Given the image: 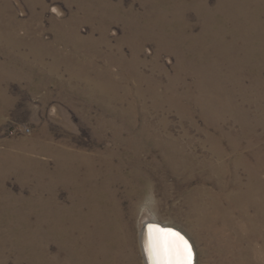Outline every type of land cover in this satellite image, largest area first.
Instances as JSON below:
<instances>
[{
    "label": "rangeland",
    "instance_id": "rangeland-1",
    "mask_svg": "<svg viewBox=\"0 0 264 264\" xmlns=\"http://www.w3.org/2000/svg\"><path fill=\"white\" fill-rule=\"evenodd\" d=\"M263 97L264 0H0V264H51L54 251L57 264H77L68 238L75 220L60 212L52 245L49 209L51 169L76 154L80 176L58 178L59 205H71L70 185L90 165L110 161L112 174L137 176L143 190L131 215L125 185L100 179L136 240L146 204L152 220L189 235L197 264H240L241 251L264 264L263 239L247 231L197 238L186 203L217 198L241 220L230 197L246 189L249 167L258 164L264 182Z\"/></svg>",
    "mask_w": 264,
    "mask_h": 264
},
{
    "label": "bare ground",
    "instance_id": "bare-ground-1",
    "mask_svg": "<svg viewBox=\"0 0 264 264\" xmlns=\"http://www.w3.org/2000/svg\"><path fill=\"white\" fill-rule=\"evenodd\" d=\"M54 11L61 13L60 10L57 7H54ZM58 14V15H59ZM132 26V25H131ZM61 27V26H60ZM133 28V27H132ZM73 29V27H72ZM107 29V27H106ZM64 30V29H63ZM77 32V31H76ZM106 32V31H105ZM58 33V32H57ZM67 33V32H66ZM104 33V32H103ZM72 34V33H71ZM78 34V33H77ZM70 35V34H69ZM75 35V34H74ZM105 35V34H104ZM65 36V35H64ZM68 36V35H67ZM72 37V36H71ZM94 37V36H93ZM107 37V36H104ZM102 38V37H101ZM71 39V38H70ZM89 39V38H88ZM93 40V39H92ZM86 41V40H85ZM97 41V40H96ZM105 41V40H104ZM170 41V40H169ZM83 42V41H82ZM92 42V41H90ZM99 42V40H98ZM108 42V41H107ZM36 46L42 45L44 43L41 42V40L36 42ZM78 43V42H76ZM104 43V42H103ZM132 43V42H131ZM93 44V43H92ZM98 44V43H97ZM101 44V43H100ZM99 45V44H98ZM140 46V45H139ZM185 47V46H184ZM194 47V46H193ZM120 48V47H119ZM169 48V47H168ZM54 49V48H53ZM138 49V48H137ZM58 50V49H57ZM121 50V49H120ZM119 50V51H120ZM140 50V49H139ZM184 50V49H183ZM133 51V50H132ZM178 51V50H177ZM182 51V50H181ZM55 52V51H53ZM121 52V51H120ZM123 53V51H122ZM141 53V52H140ZM139 53V54H140ZM56 54V52H55ZM124 55V54H123ZM58 56V55H57ZM62 56V55H60ZM125 56V55H124ZM136 56V55H135ZM134 57V56H132ZM137 57V56H136ZM134 57V58H136ZM56 58V57H55ZM122 58V57H120ZM184 58V57H182ZM124 59V58H122ZM59 60V59H58ZM181 61V59H180ZM122 62V61H121ZM197 62V61H196ZM124 63V62H123ZM131 63V62H130ZM134 63V62H133ZM131 65V64H130ZM133 65V64H132ZM123 66V65H122ZM137 66V65H136ZM235 66V65H234ZM253 66V65H252ZM106 67V66H105ZM135 67V66H134ZM133 67V68H134ZM123 68V67H122ZM217 68V67H216ZM239 68V67H238ZM111 69V68H110ZM164 69V68H163ZM256 69V68H255ZM184 71V69H182ZM108 71V70H107ZM112 71V70H110ZM122 71V70H121ZM124 71V70H123ZM226 71V70H225ZM138 72V71H137ZM233 72V71H232ZM231 72V74H232ZM122 73V72H121ZM157 73V72H156ZM110 74V73H109ZM123 74V73H122ZM139 74V73H138ZM177 74V73H176ZM234 74V73H233ZM255 74V73H254ZM114 75V74H112ZM111 75V76H112ZM240 76V75H239ZM262 76V75H261ZM118 77V76H117ZM125 77V76H124ZM259 77V75L257 76ZM241 78V77H240ZM245 78V77H244ZM150 79V78H149ZM239 79V78H238ZM246 79V78H245ZM146 80V79H145ZM141 81V80H140ZM259 81V80H258ZM117 83V82H116ZM236 83V82H235ZM263 84V83H262ZM110 85V84H109ZM172 85V84H171ZM234 85V84H233ZM259 85V84H258ZM166 86V85H165ZM243 86V85H242ZM247 86V85H246ZM250 86V85H249ZM103 87V86H102ZM168 87V86H166ZM258 87V86H257ZM256 87V88H257ZM172 88V87H171ZM170 88V89H171ZM191 88V87H190ZM246 88V87H245ZM250 88V87H248ZM174 90V89H173ZM224 90V89H223ZM231 90V89H230ZM236 90V89H235ZM261 90V89H260ZM176 91V90H174ZM255 91V90H254ZM169 92V91H168ZM167 92V93H168ZM172 92V91H171ZM200 92V91H199ZM166 93V92H165ZM174 93V92H173ZM234 93V92H233ZM243 93V92H241ZM229 95V94H228ZM262 95V94H261ZM177 96V95H176ZM231 96V95H230ZM233 96V95H232ZM241 96V95H240ZM185 97V96H184ZM210 97V96H209ZM214 97V96H213ZM256 97V96H255ZM196 98V97H195ZM224 98V97H223ZM260 98V97H259ZM264 98V97H263ZM203 99V98H202ZM216 99V98H215ZM226 99V98H225ZM228 99V98H227ZM231 99V98H230ZM253 99V98H252ZM193 100V99H192ZM195 100V99H194ZM206 100V99H205ZM236 99H234L235 101ZM167 102V101H166ZM209 102V101H208ZM215 102V101H214ZM221 102V101H220ZM241 102V101H240ZM261 102V100H260ZM197 103V102H196ZM202 103V102H201ZM226 103V102H225ZM259 103V102H257ZM264 103V102H263ZM262 103V104H263ZM173 104V103H172ZM185 104V103H184ZM221 104V103H220ZM228 104V103H227ZM226 104V105H227ZM230 106V105H229ZM237 106V105H236ZM255 106V105H254ZM253 106V107H254ZM200 107V106H199ZM211 108V107H210ZM215 109V108H214ZM213 109V110H214ZM225 109V108H223ZM237 109V108H236ZM212 110V111H213ZM229 110V109H228ZM241 110V108H240ZM226 111V110H225ZM238 111V110H237ZM242 111V110H241ZM256 111V110H255ZM234 112V111H233ZM249 112V111H248ZM252 112V111H251ZM258 112V111H257ZM218 113V111H217ZM223 113V112H222ZM221 113V114H222ZM246 113V112H245ZM259 113V112H258ZM229 114V113H228ZM213 115V114H212ZM225 115V114H224ZM241 115V114H240ZM247 115V114H246ZM215 116V115H214ZM235 116V115H234ZM238 116V115H237ZM243 116V115H242ZM256 116V115H255ZM217 117V116H216ZM252 118V116H251ZM255 118V117H254ZM225 121V118H223ZM243 119V118H242ZM248 119V118H247ZM235 120V119H234ZM238 120V119H236ZM259 120V119H258ZM217 121V120H216ZM215 121V122H216ZM220 121V120H219ZM226 121H228L226 119ZM225 121V122H226ZM251 121V120H250ZM235 122V121H234ZM210 123V122H209ZM219 123V122H218ZM224 123V122H223ZM250 123V122H249ZM253 123V122H252ZM257 123V122H256ZM216 124V123H215ZM258 124V123H257ZM221 125V124H220ZM244 125V124H243ZM242 125V126H243ZM248 125V124H247ZM219 127V126H218ZM253 127V126H252ZM258 127V126H257ZM225 129V128H224ZM256 129H254L255 131ZM206 131V130H205ZM243 132V131H242ZM241 132V133H242ZM245 132V131H244ZM230 133V132H229ZM246 133V132H245ZM255 133V132H254ZM257 133V131H256ZM231 134V133H230ZM248 134V133H247ZM210 135V134H209ZM242 136V135H241ZM253 136V135H252ZM251 136V137H252ZM245 137V136H244ZM236 138V137H235ZM234 139V137H233ZM241 139V138H239ZM252 139V138H251ZM232 140V139H231ZM234 141V140H233ZM211 142V141H210ZM209 142V143H210ZM239 142V141H238ZM252 142V141H250ZM231 143V142H230ZM237 143V142H236ZM242 143V141L240 142ZM221 144V143H220ZM237 145V144H236ZM56 146V145H55ZM239 146V145H238ZM54 147V146H53ZM224 147V146H223ZM242 147V146H241ZM253 147V143L246 144L245 148H251ZM57 148V147H56ZM55 148V149H56ZM59 148V146H58ZM64 148V147H63ZM219 148V147H218ZM237 147H234V152L238 151L236 149ZM54 149V148H53ZM222 149V148H221ZM226 149V148H225ZM61 150V148H60ZM65 150V149H64ZM74 150V149H73ZM134 150V149H133ZM256 150V149H254ZM253 150V151H254ZM259 150V149H258ZM55 151V150H54ZM57 151V150H56ZM135 151V150H134ZM1 152V151H0ZM65 152V151H64ZM76 152V150H75ZM100 152V151H99ZM255 153L257 151H254ZM57 153V152H56ZM66 153V152H65ZM71 153V152H69ZM217 153V152H216ZM241 153V152H240ZM50 154V153H49ZM72 154V153H71ZM74 154V153H73ZM219 157L223 158L226 154L225 150H219L218 151ZM59 155V154H57ZM63 155V154H62ZM66 155V154H64ZM77 155V154H76ZM76 155H71L69 160V163L63 162H57V164L54 165V167L51 169V188L50 190L52 193V200H51V214H52V223H51V232L52 234V245H55L57 235L60 231L59 223L61 220L60 212H63V218L65 219H71L75 220L73 229H69V246L70 251L69 253L74 254V258L76 259L77 264H152L148 251H147V243H148V227L149 225H155L160 228H162V225L164 226H173L181 230L186 236L190 239L189 235L182 230L181 228L174 226L169 223L162 222L157 219L156 215L152 213V217H155L157 220H152L151 215H149L148 205H144L142 209L145 211L143 215L142 222L144 221V226L142 225L140 228L139 235L137 236V240L135 239V236L133 234L132 229L128 226V224L125 223V218L120 215L119 209H118V201L116 198V194H113L109 192L110 189L104 184V180L106 179V176L110 179L115 178V181L123 183L126 187L123 192L124 195L127 197V201L130 202L131 207V215L135 214L136 209L139 207V201L134 202V199L138 196H141L143 194L142 187L140 186V182L137 180L139 179L135 175H123V171L121 172V168L114 167L115 173L112 174L111 172V165L110 161H105L100 164L102 168H99V170L92 168V165H90L89 168L86 170L88 171L89 176L86 177V180L78 179L75 181V183L71 184L70 186L73 187V193L70 197L71 205H59L58 199H57V190L59 189V179L63 178L64 176L72 178H76L78 175V169L76 168V165H73L77 159ZM79 155V154H78ZM81 155V154H80ZM107 155V154H106ZM127 155V154H126ZM131 155V154H130ZM258 155V154H257ZM260 155V154H259ZM69 156V154H68ZM83 156V155H82ZM133 156V155H132ZM263 156V155H262ZM56 157V156H55ZM92 157H94L92 155ZM97 157V156H96ZM99 157V156H98ZM109 157V156H108ZM59 158V157H58ZM84 159L85 156L83 157ZM88 158V157H87ZM126 158V157H125ZM23 159V158H22ZM80 159V158H79ZM83 159V160H84ZM123 159V158H122ZM261 159V158H260ZM124 160V159H123ZM243 160V159H242ZM22 161V160H21ZM59 161V160H58ZM87 161V160H86ZM97 161V160H96ZM250 161V160H249ZM258 161V160H257ZM264 161V160H262ZM79 162V161H78ZM98 162V161H97ZM126 162V161H125ZM242 162V161H241ZM6 163V162H4ZM20 163V162H19ZM24 163V162H23ZM28 163V161H27ZM31 163V162H29ZM33 163V162H32ZM42 163V162H41ZM85 163V162H84ZM93 163V162H92ZM131 163V162H130ZM248 163V162H247ZM252 163V161H251ZM256 163V162H254ZM9 164V163H8ZM12 164V163H11ZM43 164V163H42ZM40 164V165H42ZM67 164V166H66ZM114 164V163H113ZM125 164V163H124ZM18 165V164H17ZM31 165V164H30ZM45 165V164H44ZM82 167V164H80ZM85 165V164H84ZM115 165V164H114ZM246 165V164H245ZM258 165V164H257ZM254 167H249V178L251 179L248 183L246 189L244 191H241L242 187L240 188V193L234 197L231 196L232 205L233 203H238L243 213L240 215V219L242 220H235L233 217V211L232 209L224 205L222 201L219 199H211L206 196H201L200 199L197 201L194 200H188L186 203L189 204L190 210L187 211V215L189 216L191 220L192 230L196 233V237L199 239H202L206 241L208 244L210 240H219L221 241L223 239V231L228 229V227H233L236 229V231H247L248 233H251L253 235L252 239L254 237H261L264 242V182L260 180V168L259 165ZM13 166V165H12ZM16 166V165H15ZM21 166V165H20ZM26 166V165H25ZM32 166V165H31ZM39 166V165H38ZM120 166V165H119ZM126 166V165H125ZM1 167V166H0ZM28 167V166H27ZM46 167V166H45ZM80 167V168H81ZM84 167V166H83ZM103 167L107 168L108 172H103ZM245 167V166H244ZM35 168V167H34ZM241 168V167H240ZM16 169V168H15ZM247 169V168H246ZM8 170V169H7ZM28 170V169H27ZM38 170V169H36ZM78 170V171H77ZM226 170V169H225ZM240 170V169H239ZM9 171V170H8ZM12 171V170H11ZM15 171V170H14ZM85 171V169H84ZM49 173V172H48ZM262 173V172H261ZM87 172L85 173V175ZM103 174L106 175L105 178L100 181V179L103 177ZM128 174H130L128 172ZM225 174V171H224ZM242 174V173H241ZM24 175V174H23ZM80 176V175H78ZM241 176V175H240ZM247 176V175H246ZM241 180V179H240ZM66 182V181H65ZM64 183V182H63ZM66 184V183H65ZM119 184V183H118ZM142 185V184H141ZM240 185V184H239ZM69 186V185H68ZM118 187V186H116ZM123 189V188H122ZM231 190V189H230ZM63 191V190H62ZM113 191V190H112ZM117 191V189H116ZM205 191V190H204ZM239 191V190H238ZM50 192V191H49ZM60 192V191H59ZM209 192V191H208ZM211 193V191L209 192ZM133 194H135L133 196ZM214 194V193H213ZM227 194V193H226ZM233 194V193H232ZM235 194V193H234ZM70 195V194H69ZM210 196V195H209ZM218 196V195H217ZM49 197V196H48ZM213 197V196H212ZM238 199V200H236ZM227 200V199H226ZM234 201V202H233ZM73 206V207H71ZM125 208V207H124ZM134 208H136L134 210ZM183 208V207H182ZM187 208V207H186ZM234 208V207H233ZM239 208V207H238ZM72 209V210H71ZM237 209V208H236ZM121 210V209H120ZM183 210V209H182ZM240 210V209H239ZM251 210L253 212L251 213ZM241 211V212H242ZM149 212V213H148ZM148 213V214H147ZM237 213V212H236ZM123 214V213H122ZM125 214V213H124ZM60 215V216H59ZM126 215V214H125ZM184 215V214H183ZM237 215V214H236ZM238 216V215H237ZM50 220V219H49ZM62 221V220H61ZM133 222V221H132ZM149 222H158L162 225L157 224H148ZM189 223V222H188ZM69 225V224H68ZM71 225V223H70ZM133 227V226H132ZM62 228V227H61ZM163 229V228H162ZM231 229V228H230ZM65 231V229L63 228ZM237 231V232H238ZM246 232V233H247ZM238 234V240L241 241V239L246 236L245 234ZM230 234V233H229ZM50 235L48 237H50ZM60 235V234H59ZM251 236V235H250ZM61 237V236H60ZM226 237V236H225ZM224 237V238H225ZM248 238V237H247ZM251 238V237H250ZM67 238H65L66 240ZM228 239V238H226ZM231 239V238H230ZM255 239V238H254ZM260 239V238H259ZM191 240V239H190ZM247 240V239H246ZM244 240V241H246ZM261 240V239H260ZM63 241V240H62ZM68 241V240H67ZM238 241V242H239ZM243 241V240H242ZM252 241V240H251ZM250 241V242H251ZM50 242V241H49ZM48 242V243H49ZM262 242L261 247L263 248L262 251L257 256H262L264 258V243ZM59 243V242H58ZM57 243V244H58ZM191 243L193 245L195 257L193 264H197V254H196V248L194 246V243L191 240ZM246 243V242H245ZM223 244V243H222ZM137 245V247H136ZM236 245V244H235ZM245 245V244H244ZM51 246V245H50ZM214 246V245H213ZM220 246V245H218ZM251 246V245H250ZM68 247V246H67ZM240 247V246H239ZM249 247V246H248ZM44 248V247H43ZM52 248V247H51ZM63 248V247H61ZM212 248V247H211ZM234 248V247H233ZM247 248V247H246ZM46 249V248H45ZM221 249V247H220ZM226 249V248H225ZM59 250V249H58ZM209 250V249H208ZM244 250V249H243ZM250 250V248H249ZM45 251V250H44ZM49 251V250H48ZM54 251V250H53ZM52 251V252H53ZM139 251L141 255V263L140 260H138L137 252ZM226 251V250H225ZM238 251V250H237ZM245 251V250H244ZM253 251V250H252ZM43 252V250H42ZM41 252V253H42ZM60 252V251H58ZM209 252V251H208ZM247 252H250L247 250ZM254 252V251H253ZM70 253V254H71ZM236 254V253H235ZM51 255V254H50ZM249 253H247V256L243 251L239 254L240 264H251L248 257ZM256 259L255 253L253 254ZM251 257V255H249ZM47 257V256H46ZM61 257V256H60ZM224 257V256H223ZM226 257V256H225ZM51 264H57V258L58 255L55 253V251L52 253L51 257ZM60 259V258H59ZM217 259V258H216ZM6 260V259H5ZM47 261V260H46ZM63 261V260H62ZM67 261V260H65ZM68 262V261H67ZM75 262V261H74ZM5 263V262H4ZM66 263V262H65ZM61 264V263H60ZM257 264V263H256Z\"/></svg>",
    "mask_w": 264,
    "mask_h": 264
},
{
    "label": "snow or ice",
    "instance_id": "snow-or-ice-1",
    "mask_svg": "<svg viewBox=\"0 0 264 264\" xmlns=\"http://www.w3.org/2000/svg\"><path fill=\"white\" fill-rule=\"evenodd\" d=\"M147 251L152 264H193L192 245L172 229L149 225Z\"/></svg>",
    "mask_w": 264,
    "mask_h": 264
},
{
    "label": "water",
    "instance_id": "water-1",
    "mask_svg": "<svg viewBox=\"0 0 264 264\" xmlns=\"http://www.w3.org/2000/svg\"><path fill=\"white\" fill-rule=\"evenodd\" d=\"M148 224H157V225H162L161 223H158V222H149ZM162 228L163 229H172L174 231H177L179 232L182 236L185 237L186 240H188V242L192 245L191 243V240L186 236V234H184L181 230H179L178 228L176 227H173V226H164L162 225ZM192 249H193V245H192ZM193 253H194V249H193ZM194 257H195V253H194ZM194 257H193V262H194Z\"/></svg>",
    "mask_w": 264,
    "mask_h": 264
},
{
    "label": "built area",
    "instance_id": "built-area-1",
    "mask_svg": "<svg viewBox=\"0 0 264 264\" xmlns=\"http://www.w3.org/2000/svg\"><path fill=\"white\" fill-rule=\"evenodd\" d=\"M23 129H24L25 132H31V128H29L27 126H25Z\"/></svg>",
    "mask_w": 264,
    "mask_h": 264
}]
</instances>
